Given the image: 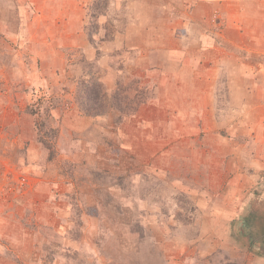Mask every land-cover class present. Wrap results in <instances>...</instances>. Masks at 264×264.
<instances>
[{"label": "rangeland", "instance_id": "rangeland-1", "mask_svg": "<svg viewBox=\"0 0 264 264\" xmlns=\"http://www.w3.org/2000/svg\"><path fill=\"white\" fill-rule=\"evenodd\" d=\"M185 18L210 45L141 48ZM83 46L163 109L81 115ZM263 230L264 0H0V264H264Z\"/></svg>", "mask_w": 264, "mask_h": 264}, {"label": "crops", "instance_id": "crops-1", "mask_svg": "<svg viewBox=\"0 0 264 264\" xmlns=\"http://www.w3.org/2000/svg\"><path fill=\"white\" fill-rule=\"evenodd\" d=\"M193 5H195L193 9L197 8L196 4H193ZM241 8H244L243 5L241 6ZM188 23H189L188 18H185L183 20L182 24L180 22H179V24L178 23L176 24L175 27H177V28H173V26L169 25V23L168 24L164 23V29L160 30V31H158V29H155L154 31H146V30H144L145 28H142L143 30H139L136 32V34H139L140 38H143V40H144V37L147 38L149 36V38L152 39V37L155 36L156 41H155V43H153V46H151V47L148 46V44L145 45L144 41H143V45L141 46V48H143V49L146 48L145 51L147 50L150 53L153 52V50L159 54L166 53V55H168V57H170V59H172V58H181L185 45L190 43V42L195 43V41H196L197 47H199V45H201V43L203 45H208V44L210 45L211 44L209 42V40L205 37H201V38L196 40V38H194L193 36H187V34H184L182 32V28L187 26ZM126 37H131V34L129 33ZM116 38H117V36H115V39ZM113 43H114V40L112 42H110V45H112ZM83 48H84V46H83ZM152 48H153V50H152ZM141 50H140V52H141ZM83 52L86 55L87 60H94L95 59V55H94L93 50L85 47L83 49ZM158 66H160V64ZM139 68L143 69L145 67L140 66ZM162 68L163 67H161V69ZM201 71L202 70L200 68L199 69L198 68L197 69L191 68V70H188V73L190 75L193 74L195 77L194 79L196 81H199V82H200V80L203 81L202 82L203 86H206L207 84H206L205 78H203V77H201V79L198 78L201 75ZM209 86H212V85L209 84ZM211 89H213V87ZM155 91H156L155 93H157V89ZM162 109H163V106L160 105L157 95H155V97L150 99L149 102L142 103L138 107L137 111L135 112V117L138 116L141 118L139 121V126H143L145 123H149L150 120H147V119H149V117L152 116L154 111L156 110V112H158ZM179 110L180 109H178L177 107L170 108V114L168 115L167 118L164 119V121L167 122L168 120L175 118V121L178 122L179 121L178 115H180V113H181ZM200 112H201V110L196 109L195 111H193L191 113V115H193V116L195 115V117H197V123H199V121H200V118L198 117ZM188 116H189V114H188ZM188 116H186V119ZM164 121H163V123H165ZM141 122H145V123H141ZM163 123L161 122V126L163 125ZM163 127H164V125H163Z\"/></svg>", "mask_w": 264, "mask_h": 264}, {"label": "trees", "instance_id": "trees-1", "mask_svg": "<svg viewBox=\"0 0 264 264\" xmlns=\"http://www.w3.org/2000/svg\"><path fill=\"white\" fill-rule=\"evenodd\" d=\"M84 66L86 74L78 81L75 93V104L81 115L97 117L104 115L110 109H116L125 117L137 111L144 99L140 98V95L129 99L126 95L128 89L126 85L117 82L115 91L111 94L107 93L98 76L97 58L85 62Z\"/></svg>", "mask_w": 264, "mask_h": 264}]
</instances>
